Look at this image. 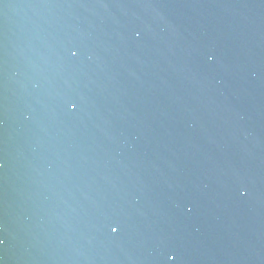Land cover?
Masks as SVG:
<instances>
[{"label":"water","instance_id":"water-1","mask_svg":"<svg viewBox=\"0 0 264 264\" xmlns=\"http://www.w3.org/2000/svg\"><path fill=\"white\" fill-rule=\"evenodd\" d=\"M0 165L6 264H264V0H0Z\"/></svg>","mask_w":264,"mask_h":264},{"label":"snow or ice","instance_id":"snow-or-ice-1","mask_svg":"<svg viewBox=\"0 0 264 264\" xmlns=\"http://www.w3.org/2000/svg\"><path fill=\"white\" fill-rule=\"evenodd\" d=\"M70 55L76 56V55H78V53L75 52V51H72V52H70ZM69 106L72 109H75L77 107V105L74 102H71V101L69 102ZM0 167H2V165H0ZM109 227H110L111 231H113V232L118 231V226L109 225Z\"/></svg>","mask_w":264,"mask_h":264},{"label":"clouds","instance_id":"clouds-1","mask_svg":"<svg viewBox=\"0 0 264 264\" xmlns=\"http://www.w3.org/2000/svg\"><path fill=\"white\" fill-rule=\"evenodd\" d=\"M209 59L211 60L212 57H209ZM253 76L255 75V73L252 74ZM5 241L4 239H0V246L4 245ZM0 264H6V261L3 258H0Z\"/></svg>","mask_w":264,"mask_h":264}]
</instances>
